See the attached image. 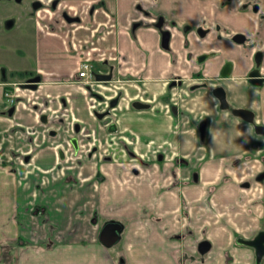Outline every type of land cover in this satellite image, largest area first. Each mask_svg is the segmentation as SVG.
Here are the masks:
<instances>
[{"label": "crops", "instance_id": "obj_1", "mask_svg": "<svg viewBox=\"0 0 264 264\" xmlns=\"http://www.w3.org/2000/svg\"><path fill=\"white\" fill-rule=\"evenodd\" d=\"M41 2L38 16L0 21L14 61L0 78V150L16 159L0 163V264H255V249L237 239L264 230V134L256 130L264 82L250 81L259 52L264 79V0ZM71 9L85 11L82 29L63 19ZM158 16L172 33L169 49ZM25 23L36 25L35 51L20 31ZM174 38L185 57L171 59ZM81 39L109 55L95 66L113 75L106 89L119 97L113 116L125 158L108 156L109 129L79 80ZM223 46L243 52L229 77L221 74L231 59ZM20 51L41 64L27 79ZM32 76L41 77L35 87ZM216 88L230 108L220 107ZM75 125L77 149L67 141ZM202 167L207 179H192ZM109 222L121 225L111 245L100 238Z\"/></svg>", "mask_w": 264, "mask_h": 264}, {"label": "rangeland", "instance_id": "obj_2", "mask_svg": "<svg viewBox=\"0 0 264 264\" xmlns=\"http://www.w3.org/2000/svg\"><path fill=\"white\" fill-rule=\"evenodd\" d=\"M17 1V2H16ZM31 2L32 0H11V2H4L2 4V1L0 0V21L3 20V17L8 15V14H18L19 12H22L24 14V16L29 17V16H38V11L37 10H33L32 6H31ZM37 19V18H36ZM186 29V28H184ZM0 30H7L6 27L4 26V24L2 23L0 25ZM20 31L22 32V34L25 37V40L29 41L31 40V48H35L37 45H35V40H33L34 36H36V25L35 23H25V25L20 29ZM82 33V30L80 31ZM175 41L176 38H174V40L172 41V46L170 43V57L172 58H176L177 56H183L185 57L186 54L185 52L179 48V42L177 41L178 45L177 47L175 46ZM186 39L183 41V45L186 47ZM30 42V41H29ZM9 43L6 41H3L0 39V78H2V75L4 74V71L7 69V66L11 67L14 64V61L12 60L13 57L10 55L9 51H10V46L8 45ZM188 48L190 49L188 51V53H191V49H193V41L190 40V43H188ZM216 52H220L219 50H216ZM229 55V57L231 59H227V61L225 63L231 62L233 63L232 60L236 61V58H238L239 56H242L243 52L241 51H236L233 48H227L226 46H223V49H221V54L224 53ZM102 53V52H101ZM103 57L105 59L108 58V54L104 53L103 50ZM19 55L23 56V59L20 63L21 67L24 68L23 69V73H19V77L23 74L24 76L21 77H26L25 79H27L28 76H31L32 74H37V70L38 68L41 66V64L39 63V61L33 56L31 53H28V51H20ZM223 56V55H222ZM217 57H220V55L218 54ZM196 63H199L198 57L195 58ZM207 61L201 62L199 63V65L206 63ZM181 67V66H179ZM183 67V66H182ZM32 69L33 71L30 72L29 70ZM181 69V68H180ZM183 69V68H182ZM185 69V68H184ZM186 70V69H185ZM171 74H175V75H180L179 72L174 73L172 72V70L170 71ZM10 74V72H9ZM16 78V79H20V78ZM107 86L111 87V84H106ZM106 94L111 96L113 95V90H108L106 89ZM92 100H94V97H91ZM71 137H69V139H67V141L69 142V144L72 146L74 144V140H77L78 145H79V138H81L80 136V131H78L76 129V125L73 126V131H72V135H70ZM74 146V145H73ZM120 147H123V145L120 144ZM5 149H1L0 153L4 152ZM195 175H198V177H200L201 181H204L205 179H207L208 177V170L205 167H202L200 169H197L195 172L192 171V173L190 174V177L192 179H194ZM50 233L52 234V229H50Z\"/></svg>", "mask_w": 264, "mask_h": 264}, {"label": "water", "instance_id": "obj_3", "mask_svg": "<svg viewBox=\"0 0 264 264\" xmlns=\"http://www.w3.org/2000/svg\"><path fill=\"white\" fill-rule=\"evenodd\" d=\"M64 17L67 19V21L69 22H74L75 19L70 17L67 13H64ZM235 41L237 42H243L245 38H239V36L234 37ZM168 43H169V36L168 35H163V45L164 47H168ZM206 58V55H203L199 60H203ZM262 62V53L259 52L256 55V69L253 70L250 73V81L251 83H253L254 85L257 86H261L264 82V79L262 78L261 74H260V70L259 67L261 65ZM231 70H232V63L228 62L225 64V66L222 69V76L223 77H229L231 74ZM109 75L108 77H106L107 79H110ZM98 79H102L105 78L103 76H97ZM41 80L40 77H37L35 79L29 80L28 81V85L35 87L36 83H38ZM215 95L219 98V100L221 101V108H227L228 107V103L226 100V95L225 92L222 88H217L214 91ZM112 106H115V102H112ZM234 114L239 115L241 117H243L245 120L247 121H253L254 119V115L252 112L248 111V110H244V109H239V110H235ZM99 117L101 118L103 115L102 114H98ZM118 127L115 123L111 124L109 127V131L110 132H117ZM256 130L258 132H261L264 134V126H257ZM74 145L76 147V149L78 148V144L77 141H74ZM161 158V156H160ZM121 231V225L119 223L116 222H109L107 223L104 228L102 229L101 233H100V238H102L105 243L107 245H111L115 242H117L120 238V233ZM237 243L240 245H245V246H249L255 249L256 252V263L255 264H261L263 259H264V230L260 231L255 237L254 239H243L241 237H239L237 239ZM207 248H203L200 246V252L204 253L206 251Z\"/></svg>", "mask_w": 264, "mask_h": 264}, {"label": "built area", "instance_id": "obj_4", "mask_svg": "<svg viewBox=\"0 0 264 264\" xmlns=\"http://www.w3.org/2000/svg\"><path fill=\"white\" fill-rule=\"evenodd\" d=\"M83 59L80 64L79 77L82 79V83L91 87L92 91L98 94L100 97L95 98V109L104 115L102 119L103 125L108 128L113 119V108L110 107V96L106 94L107 82L98 80L95 76V66L92 64L93 61L103 60V52L99 51L94 57L93 52L90 49H81ZM117 59V57H114ZM4 96L7 100V106L14 102L13 93L7 89L4 92ZM2 135L1 139H5ZM10 150V149H9ZM107 153L113 159L125 158L126 151L120 147L119 141L115 133H108V148ZM15 163L16 160L10 151H4L0 153V163Z\"/></svg>", "mask_w": 264, "mask_h": 264}, {"label": "flooded vegetation", "instance_id": "obj_5", "mask_svg": "<svg viewBox=\"0 0 264 264\" xmlns=\"http://www.w3.org/2000/svg\"><path fill=\"white\" fill-rule=\"evenodd\" d=\"M1 1H5V0H1ZM41 5H43L42 4V2H41V0H32V2H31V6H32V9L33 10H37V11H39V9L42 7ZM254 10L255 9H258L259 8V6L258 5H254L253 7H252ZM145 13H147V14H149V11H144ZM64 13H67L70 17H72V18H74L75 19V21L74 22H69V21H67V19L64 17ZM63 13V19L66 21V22H68V23H71V24H75L76 25V28H79V29H82L81 27H82V25H83V23H84V21H86V14H85V11L84 10H78V9H71V10H67V11H65ZM139 24V23H138ZM163 24H164V18L162 17V16H158V18H157V20H156V22L154 23V25L155 26H157L158 28H160L161 30L163 29ZM0 25H1V23H0ZM5 27H6V25H4ZM7 29V28H6ZM1 31H3V30H0V32ZM163 35H168L169 36V38L171 37V35H172V33H171V31L170 30H165V29H163L162 30V46L164 47V45H163ZM236 36H239V38L241 39L242 37L243 38H245V36L244 35H241V34H236L234 37H236ZM235 40V39H234ZM97 41V40H96ZM95 43V42H94ZM94 43H87V42H85V40L83 41V39H81L79 42H78V44L77 45H75V50L80 54V56H81V59H80V64H81V61H82V59H83V56H82V52H81V49H90L92 52H93V56L95 57L96 55H97V53L99 52V51H101L102 52V49L101 48H99V47H97V46H94ZM168 47H169V43H168ZM168 47H165V48H168ZM169 49V48H168ZM203 56V55H202ZM97 60H95V61H93L92 62V64L95 66V62H96ZM98 62V61H97ZM79 70H80V65H79ZM23 75V74H22ZM109 75H111V73H109V74H106V73H104V74H102V73H100V72H98L97 71V69H96V66H95V76H96V78L98 79V77L97 76H103V77H105V78H102V79H98V80H102V81H106L107 82V84H111V82H112V80H113V75H111L110 76V79H107L106 77H108ZM37 77H40V76H32V77H30L29 78V80H32V79H35V78H37ZM41 78V77H40ZM79 80L82 82V79L79 77ZM28 83V82H27ZM87 86V85H86ZM91 91H92V89H91V87H89V86H87ZM111 88L113 89V87L111 86ZM7 89H9L12 93H13V90L10 88V86H5L4 87V92H5V90H7ZM111 89V90H112ZM217 89V88H216ZM223 89V88H222ZM224 90V89H223ZM215 91V90H214ZM4 92H3V95H4ZM106 92V91H105ZM224 92H225V90H224ZM92 93H93V95H94V97L95 98H97V97H100L98 94H96L95 92H93L92 91ZM215 94V93H214ZM13 95H14V93H13ZM225 95H226V93H225ZM216 96V95H215ZM5 97V96H4ZM217 97V96H216ZM218 98V97H217ZM6 99V98H5ZM119 99V97H118V95H116V96H113V95H111L110 96V107L111 108H114L115 106H112V102H115V105H116V103L118 102L117 100ZM219 99V98H218ZM226 100H227V96H226ZM14 102H15V95H14ZM13 102V103H14ZM219 102H220V107H221V101L219 100ZM13 103L11 104V105H9V106H7L6 107V112L7 113H9V112H11L12 110H13ZM227 103H228V107L227 108H225V109H228V108H230V103L228 102V100H227ZM222 109H224V108H222ZM235 110H239V108L238 109H233V112L235 111ZM245 110V109H244ZM1 113H3L2 111H0ZM96 112H97V114H102V113H99L97 110H96ZM251 112V111H250ZM103 115V114H102ZM254 115V114H253ZM103 117H104V115L100 118L101 119V122H102V119H103ZM113 119H114V116H113ZM113 123H115L116 124V122H115V119H114V121L112 122V124ZM117 125V124H116ZM110 127V126H109ZM109 127H108V129H109ZM118 127V126H117ZM110 132V131H109ZM108 132V133H109ZM112 133H115L116 134V136H117V132H112ZM120 144V143H119ZM107 148H108V146H107ZM123 149H124V147H122ZM125 150V149H124ZM129 153V152H128ZM109 156V155H108ZM126 156H127V153H126ZM110 157V156H109ZM110 158H112V157H110ZM113 159V158H112ZM16 160V159H15ZM16 163V162H15Z\"/></svg>", "mask_w": 264, "mask_h": 264}, {"label": "trees", "instance_id": "obj_6", "mask_svg": "<svg viewBox=\"0 0 264 264\" xmlns=\"http://www.w3.org/2000/svg\"><path fill=\"white\" fill-rule=\"evenodd\" d=\"M0 113H1V112H0ZM129 154H132V155H133L132 151H129Z\"/></svg>", "mask_w": 264, "mask_h": 264}]
</instances>
